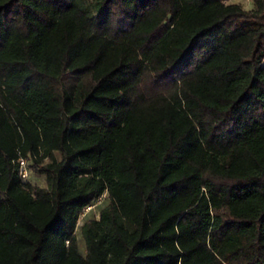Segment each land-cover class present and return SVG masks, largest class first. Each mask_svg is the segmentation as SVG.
Masks as SVG:
<instances>
[{
	"label": "trees",
	"instance_id": "1",
	"mask_svg": "<svg viewBox=\"0 0 264 264\" xmlns=\"http://www.w3.org/2000/svg\"><path fill=\"white\" fill-rule=\"evenodd\" d=\"M251 2L0 0V264H264Z\"/></svg>",
	"mask_w": 264,
	"mask_h": 264
},
{
	"label": "rangeland",
	"instance_id": "2",
	"mask_svg": "<svg viewBox=\"0 0 264 264\" xmlns=\"http://www.w3.org/2000/svg\"><path fill=\"white\" fill-rule=\"evenodd\" d=\"M225 2H238L242 8L248 10L250 9L252 6V3L250 0H223ZM82 81L85 84H92L94 82H96L98 80V77L95 73H93L90 76H87L85 73L82 72H75V73H70L65 77V84L67 87L71 86L73 83L77 82V81ZM57 158H59L58 154L55 155ZM48 159L44 160V163H47ZM31 162H28L29 167L32 166ZM29 182L32 185L35 186H40V187H45L46 183H45V177L44 175H41L37 172H35L32 167L29 168ZM107 202L106 196L103 197L100 200V203L97 206H93L92 208H87V210L85 212H82L77 220V226H76V238L78 240V245L80 248V252L84 253L85 251V243L83 241V239L81 238V232H80V227L83 225V223L87 220L90 219H97L98 215H99V211L101 209L102 206H104Z\"/></svg>",
	"mask_w": 264,
	"mask_h": 264
},
{
	"label": "built area",
	"instance_id": "3",
	"mask_svg": "<svg viewBox=\"0 0 264 264\" xmlns=\"http://www.w3.org/2000/svg\"><path fill=\"white\" fill-rule=\"evenodd\" d=\"M18 164H19V167H18V173H19V176L21 178V181L22 183H27L29 182V165H28V161L24 158H20L18 160ZM30 183V182H29ZM106 195L103 194L102 196H100V198H98V200L92 204L91 206L87 207V208H92L93 206H97L99 203H100V200L105 197ZM87 209L85 208L82 212H85Z\"/></svg>",
	"mask_w": 264,
	"mask_h": 264
},
{
	"label": "crops",
	"instance_id": "4",
	"mask_svg": "<svg viewBox=\"0 0 264 264\" xmlns=\"http://www.w3.org/2000/svg\"><path fill=\"white\" fill-rule=\"evenodd\" d=\"M221 1H223V0H221ZM251 1V0H250ZM225 4H232V3H235V4H239L238 2H225V1H223ZM252 3V2H251ZM252 6V5H251ZM253 7V6H252ZM252 7L250 8V9H252Z\"/></svg>",
	"mask_w": 264,
	"mask_h": 264
}]
</instances>
